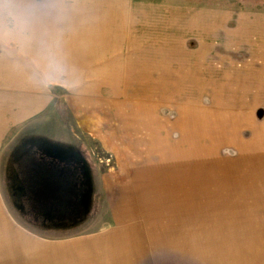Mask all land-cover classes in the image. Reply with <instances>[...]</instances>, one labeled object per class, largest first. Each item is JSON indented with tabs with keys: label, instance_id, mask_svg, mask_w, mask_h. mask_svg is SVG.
I'll list each match as a JSON object with an SVG mask.
<instances>
[{
	"label": "rangeland",
	"instance_id": "obj_1",
	"mask_svg": "<svg viewBox=\"0 0 264 264\" xmlns=\"http://www.w3.org/2000/svg\"><path fill=\"white\" fill-rule=\"evenodd\" d=\"M96 3L40 81L0 67L2 93L46 99L0 141V264H264V0Z\"/></svg>",
	"mask_w": 264,
	"mask_h": 264
},
{
	"label": "crops",
	"instance_id": "obj_2",
	"mask_svg": "<svg viewBox=\"0 0 264 264\" xmlns=\"http://www.w3.org/2000/svg\"><path fill=\"white\" fill-rule=\"evenodd\" d=\"M22 8H25V18L28 20L25 27L15 26L13 28L0 31V36H6L14 48L9 44L6 54H0L2 63L1 69L5 67L7 70L16 72L9 85L11 88H17L19 79L22 81L25 79L27 82L37 83L39 80L38 75L44 70V73H48L47 60L50 54L51 59L58 61L61 58V51L76 50V42L74 34L79 24H83L87 33L95 35L96 33V0H24ZM88 19V27H86V21ZM37 26H44L41 29L45 30L40 36L42 39L39 44H34L32 32ZM59 30L61 32L60 42L62 45L50 44V37L47 32ZM21 32V36H12V33ZM22 39L25 43H22ZM68 41H73L75 44H66ZM32 43V44H31ZM15 44V45H14ZM17 51L18 53H15ZM22 54V55H21ZM24 67V70L20 69ZM43 68V70H42ZM52 80V79H51ZM28 84V88L25 87V92L30 91L27 95H19L10 91L1 92L0 98H13L19 102V106L10 108V113L5 117L4 111L6 106L1 105L0 101V123L4 124V128H0V141L3 137V132L10 128L8 125L17 124L29 115L37 113L45 104L46 99L42 95V91L33 93L34 89L32 84ZM8 87V86H7ZM36 87V86H35ZM19 88V87H18ZM24 92V93H25ZM33 93V95H32ZM20 100H22L20 102ZM24 100V101H23ZM38 109V110H37ZM7 126V127H6ZM1 148V146H0Z\"/></svg>",
	"mask_w": 264,
	"mask_h": 264
},
{
	"label": "trees",
	"instance_id": "obj_3",
	"mask_svg": "<svg viewBox=\"0 0 264 264\" xmlns=\"http://www.w3.org/2000/svg\"><path fill=\"white\" fill-rule=\"evenodd\" d=\"M50 165L48 167H46V170H47V178L48 179H47V184H44V190L43 191L47 195H52V196H56V197H57V194L56 193H59L60 192V195L62 196L63 195V190H64V187H63V181H64V179H60L59 180V171H58V168L57 167L51 168L52 165L51 166ZM51 174H52V176H51ZM65 206H66V204L63 205L62 203H60L59 208H65ZM59 208H55L53 206V211L55 210V212H56Z\"/></svg>",
	"mask_w": 264,
	"mask_h": 264
}]
</instances>
